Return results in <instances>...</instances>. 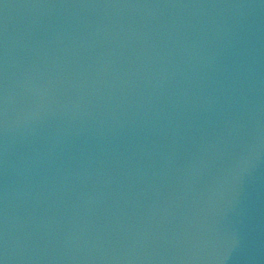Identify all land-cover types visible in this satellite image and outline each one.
Masks as SVG:
<instances>
[{
  "label": "water",
  "instance_id": "95a60500",
  "mask_svg": "<svg viewBox=\"0 0 264 264\" xmlns=\"http://www.w3.org/2000/svg\"><path fill=\"white\" fill-rule=\"evenodd\" d=\"M4 264H264V0H0Z\"/></svg>",
  "mask_w": 264,
  "mask_h": 264
},
{
  "label": "snow or ice",
  "instance_id": "6c2138e0",
  "mask_svg": "<svg viewBox=\"0 0 264 264\" xmlns=\"http://www.w3.org/2000/svg\"><path fill=\"white\" fill-rule=\"evenodd\" d=\"M0 264H4V261H3V259H0Z\"/></svg>",
  "mask_w": 264,
  "mask_h": 264
}]
</instances>
